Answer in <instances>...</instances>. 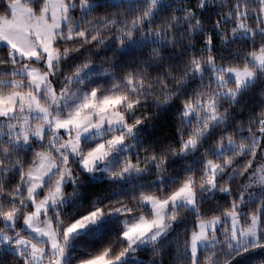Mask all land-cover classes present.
Returning a JSON list of instances; mask_svg holds the SVG:
<instances>
[{
  "label": "snow or ice",
  "instance_id": "snow-or-ice-1",
  "mask_svg": "<svg viewBox=\"0 0 264 264\" xmlns=\"http://www.w3.org/2000/svg\"><path fill=\"white\" fill-rule=\"evenodd\" d=\"M0 264H264V0H0Z\"/></svg>",
  "mask_w": 264,
  "mask_h": 264
}]
</instances>
